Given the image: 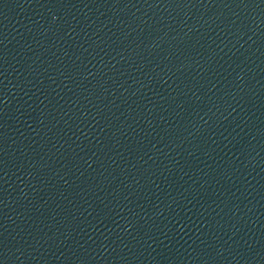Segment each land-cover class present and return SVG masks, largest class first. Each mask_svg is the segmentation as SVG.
Returning <instances> with one entry per match:
<instances>
[{"label":"water","instance_id":"95a60500","mask_svg":"<svg viewBox=\"0 0 264 264\" xmlns=\"http://www.w3.org/2000/svg\"><path fill=\"white\" fill-rule=\"evenodd\" d=\"M0 264H264V0H0Z\"/></svg>","mask_w":264,"mask_h":264}]
</instances>
